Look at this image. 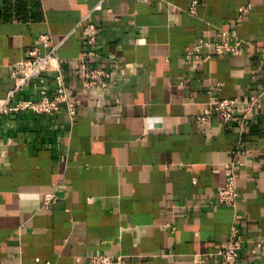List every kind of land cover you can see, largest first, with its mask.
I'll return each mask as SVG.
<instances>
[{
	"label": "crops",
	"instance_id": "1",
	"mask_svg": "<svg viewBox=\"0 0 264 264\" xmlns=\"http://www.w3.org/2000/svg\"><path fill=\"white\" fill-rule=\"evenodd\" d=\"M86 25L101 30L93 47ZM42 36L60 45L76 120L65 106L0 119V264H220L233 226L237 264H264V0H0V100ZM201 39L239 41L241 54L188 59ZM88 49L106 88L85 87ZM43 80L18 99L51 91L55 75ZM215 100L238 102L239 118L260 107L242 124L199 122ZM232 162L239 200L221 206Z\"/></svg>",
	"mask_w": 264,
	"mask_h": 264
},
{
	"label": "built area",
	"instance_id": "2",
	"mask_svg": "<svg viewBox=\"0 0 264 264\" xmlns=\"http://www.w3.org/2000/svg\"><path fill=\"white\" fill-rule=\"evenodd\" d=\"M249 7L241 8L240 12L244 13ZM101 30L94 25H86L83 29V44L86 47L97 45L98 37ZM41 48L47 50L41 52ZM60 45L52 44L49 36H42L38 45L28 52L27 57L19 62L12 71L15 79L13 88L7 96L0 100V119L4 115L17 114L22 112H30L38 115L54 116L64 106L67 108L72 121L76 120V109L74 103L70 99V95L62 75L63 60L58 56ZM204 51H210L217 56H238L241 54V42L237 41L231 44L228 41L215 43L211 40L201 39L195 45L192 52L188 54V59L208 60L210 55L204 56ZM96 57V53L88 49L80 56L81 77L85 87L90 89L101 85L102 88L108 86L107 79L110 74L98 68L90 66V61ZM54 74L55 85L51 91L42 88L39 100L18 99L34 81L44 84L43 75ZM260 105L257 101H251L246 106L245 116L238 117V102L235 100L214 101L211 107L205 112L204 116L198 118L199 122H206L208 116L212 112L221 114L223 122L230 124L235 120L242 123L245 122L247 116L255 109H259ZM238 165L234 162L230 163L224 187L217 194V202L221 206L236 207L239 200V192L237 187ZM58 196L54 193L44 195L43 207L55 203ZM244 250V241L240 237V230L233 226L229 240L221 247L217 253L220 264H237ZM91 264H129L128 257L118 255L112 257L104 254L90 256Z\"/></svg>",
	"mask_w": 264,
	"mask_h": 264
}]
</instances>
